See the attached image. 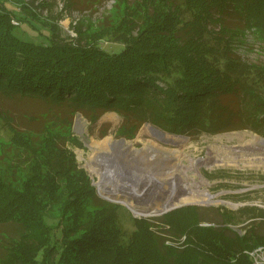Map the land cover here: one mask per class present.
<instances>
[{
    "label": "trees",
    "instance_id": "1",
    "mask_svg": "<svg viewBox=\"0 0 264 264\" xmlns=\"http://www.w3.org/2000/svg\"><path fill=\"white\" fill-rule=\"evenodd\" d=\"M29 8L0 0V98L47 106L20 117L40 122L38 129L23 128L0 106V131L11 134L8 141L0 134V225L11 230L3 231L0 264H253L245 251L264 246V233L253 224L241 236L226 223L200 226L204 211L195 205L159 219L185 236L183 249L165 246L150 218L134 217L123 243L120 205L97 195L70 146H82L72 133L75 115L94 123L108 111L122 117L126 138L145 122L192 136L264 137V63H245L233 49L247 31L264 38V0H115L104 21H77L69 42L58 22L45 26ZM103 41L118 47L107 50ZM246 209L264 218L263 209Z\"/></svg>",
    "mask_w": 264,
    "mask_h": 264
},
{
    "label": "rangeland",
    "instance_id": "2",
    "mask_svg": "<svg viewBox=\"0 0 264 264\" xmlns=\"http://www.w3.org/2000/svg\"><path fill=\"white\" fill-rule=\"evenodd\" d=\"M20 1L23 3L28 2L30 6L29 9L37 13L39 18L47 24L45 26H48L49 23L54 24L58 22L60 25L61 37L65 38L67 42L72 41V38L76 36L73 27L77 21L81 19H90L92 22L104 21L106 17H110V15L114 13L113 7L115 5V0H74L75 4L73 7L67 9V0ZM4 2L9 10L16 11L19 18L22 20L29 19L26 13L17 11L16 6L11 2ZM108 19L110 20V18ZM35 23L39 28L43 27L40 23ZM19 27L22 29V24ZM213 29L215 31L219 30L218 28ZM37 35L38 34L33 33L35 38ZM102 46L107 50H113L118 47L117 44L107 43L105 41L102 42ZM233 49L235 51L234 55L239 56L245 63H264V38L255 33L254 30L253 32L247 31L244 38L235 40ZM0 106L8 109L14 114L17 117V121L22 123L23 128L31 127V129H38L40 122H27L20 119V117L23 114L34 115L47 110V106L43 103L25 99L11 101L0 98ZM78 117L82 120L79 125L77 123ZM122 123V117L114 111L105 112L94 123H91L83 114L79 113L75 115L73 119L72 133L73 136L81 142L82 146H70V148L75 153L76 160L80 167L85 169L92 180L97 195L104 200H106L104 197H107L111 200L110 202L113 203H117L115 201L121 202L117 203L120 205L117 210V216L119 225L123 231V236L121 237L123 243L127 242L129 235L135 229L133 224L134 217L145 218L147 220L150 218V229L163 238L165 246H171L178 250L183 249L185 247V236L173 234L169 225L161 222L159 219L171 210L188 205H195L203 209V218L199 222L200 226L224 228V223H226L232 232L241 236L244 235L253 224L255 227L257 226L259 232L264 233V218L253 215L254 213L247 212L246 209L247 207H254L264 210V148L260 147V150H254L257 151L255 157L262 159H238L236 160L237 163L235 162L236 164L229 162L226 165L216 161L222 157H228L233 151H238L240 149V146L243 144V140L240 138L241 135H245L247 139L250 135L261 137L259 134L250 130H238L192 136L189 134L173 133L151 122H145L141 124L133 138H126L119 134V127ZM153 129L161 133V135L155 134ZM0 134L1 139L4 141H8L11 136L6 128H1ZM106 139H110L111 141L124 140L130 142L131 147L133 146L132 148H141L143 144L146 145L150 143L149 145H153L156 149L155 151H162V153L157 156V160L155 158L146 162L145 159L144 161L140 160L142 164L140 161H137L139 163L135 166L139 170L137 169L138 171H135L134 169V171L136 174L140 175V171H142L141 174H143L150 169L148 171L150 174L152 173L156 178L165 180L163 185L155 188L151 196L145 197V199L143 198L138 203L131 198V205H128L127 201L125 202L124 200L118 199L113 200L110 196L101 194L97 185L99 181L98 173H100L102 169L111 167L113 164V162L110 161V157L109 160L104 159L103 154L113 152L114 155L117 156V152L121 155L126 152L94 151L88 144L95 141L101 142ZM152 143H155V145ZM117 163L119 164L121 161ZM119 166L122 167L123 164L118 165V167ZM124 166V172L117 171V175L122 177V179L125 173H127L126 170L128 168V166ZM129 170L133 171V167ZM148 172L145 174H149ZM200 176L203 177L204 181L200 180ZM186 182L187 184L193 185V187L208 190V192L213 195L212 200L214 202L209 204L190 202L178 205L176 202L177 200H174L172 201L173 205H169L166 209L163 207L164 209L162 210L161 208L164 204L163 200H165L166 197L169 200L172 199V196H178V198L187 196V190L184 189V183ZM147 183L146 180H141L139 185L137 184V189L140 191L142 188H147ZM150 188L145 189L142 194L143 197ZM163 190H169L168 195H163ZM178 192H180L179 195ZM162 196H164L165 199H161ZM167 204L168 203H165V206ZM135 205L142 208L151 207L152 210L157 207L161 210L146 214L135 209ZM204 209L207 210L205 211ZM214 209H219L221 214L224 213V211L233 212L235 219L230 222H225ZM160 212L163 213L160 214ZM206 223L213 225H206ZM6 229L11 231L9 227L7 228L0 225V258L6 253V240L3 238L6 234L3 231Z\"/></svg>",
    "mask_w": 264,
    "mask_h": 264
},
{
    "label": "bare ground",
    "instance_id": "3",
    "mask_svg": "<svg viewBox=\"0 0 264 264\" xmlns=\"http://www.w3.org/2000/svg\"><path fill=\"white\" fill-rule=\"evenodd\" d=\"M81 122H82L81 118L78 117L77 118L78 125ZM154 133L157 135H161V133H159L155 130H154ZM240 138L243 140V144L240 146V149L238 151H233V153L230 156L222 157L221 159H217L216 161H219L220 163L226 165L229 162L235 163L236 160H238V159H241V160H243V159H250V160L262 159V158H256L255 154L257 151H254L255 149H259L260 147L264 148V141L262 139H260V137L255 136V135H250L249 138L246 139L245 135H241ZM88 144L92 149H94V151H126L122 155L119 152H117L116 153L117 156H115L113 152H112L113 154L112 153L103 154L104 159L109 160V157H110V161L113 162V164L109 168L102 169L100 173L96 172L99 174V181L97 184L99 191L103 195L110 196V198L113 200H117V199L118 200H124L125 202L127 201L128 205H131L130 204L131 198L136 196V194L139 195V192L141 194V190L139 191L137 189V184L139 185V182L141 180H146L148 182L147 188L151 187L154 189L160 187L165 182L164 179L156 178L155 176L152 175V173L150 174L148 172L150 169L147 170V172L149 174H145L147 172L141 174L142 171H140V175H138L135 172V171L139 170L135 166L136 164L139 163L137 161H140V160L144 161V159H145V162H146V161L152 160L154 158L156 159L157 156L162 153V151H155L156 149L153 147V145L152 146L149 145L150 143L146 144V145L143 144V147H141V148H132L133 146L131 147V143L124 141V140L111 141L110 139H106V140L101 141V142L95 141L93 143H88ZM152 144L155 145V143H152ZM118 161H121V163L118 164L117 163ZM145 162H143V163H145ZM121 164H123V166L118 167V165H121ZM141 164H142V162H141ZM124 165L128 166V168L126 170L127 173H125V176L122 179V177L117 175V171H123L124 172L125 171ZM132 167H133V171L129 170ZM134 169H135V171H134ZM200 180L204 181L203 177L200 176ZM184 186H185L184 189L187 190V196L180 197V198H178V197L175 198L172 196V199H169V200L166 197V199L163 200L164 204L161 208L162 210L164 208L166 209V207L168 208L169 205H173L172 201H174V200H177L176 202L178 203V205L183 204V203H190V202H195V203L199 202V203H203V204H206V203L209 204L211 202H214L212 200L213 195L210 194L208 192V190L199 189L198 187H193V185L187 184V182L184 183ZM147 188H142V189H147ZM118 193H120V194H118ZM215 202H217V201H215ZM165 203H168V204L165 206ZM135 206H132V207H135ZM135 209H138L139 211L144 212L146 214H149L152 212H157V211L161 210L160 208L155 207L153 210L150 209L149 211H147V210H145V208L137 207V206Z\"/></svg>",
    "mask_w": 264,
    "mask_h": 264
},
{
    "label": "built area",
    "instance_id": "4",
    "mask_svg": "<svg viewBox=\"0 0 264 264\" xmlns=\"http://www.w3.org/2000/svg\"><path fill=\"white\" fill-rule=\"evenodd\" d=\"M13 23L17 24L14 20ZM206 225L213 224L206 223ZM245 253L249 256V259L253 264H264V246H258L252 250H247Z\"/></svg>",
    "mask_w": 264,
    "mask_h": 264
},
{
    "label": "water",
    "instance_id": "5",
    "mask_svg": "<svg viewBox=\"0 0 264 264\" xmlns=\"http://www.w3.org/2000/svg\"><path fill=\"white\" fill-rule=\"evenodd\" d=\"M260 139H262L263 141H264V138L262 137H260ZM140 183V182H139ZM144 191H145V189H142L141 190V194L140 195H136V196H134V197H132V199H133V201H136L137 203L140 201V200H142L143 198L145 199V197H149V196H151L152 195V193H154V191H155V189L154 188H150L148 191H147V193L144 195V197L142 196V194L144 193ZM168 193H169V190H163V195H168ZM180 194V192H178V195ZM178 196H175V198H177ZM106 200H109V201H111L109 198H107V197H104ZM161 199H165V197L164 196H162L161 197ZM115 202H117V203H121L120 201H115ZM152 210V208L151 207H149V208H145V210H147V211H149V210ZM161 213H163V212H160V214Z\"/></svg>",
    "mask_w": 264,
    "mask_h": 264
}]
</instances>
